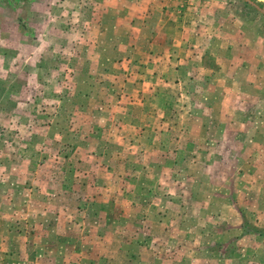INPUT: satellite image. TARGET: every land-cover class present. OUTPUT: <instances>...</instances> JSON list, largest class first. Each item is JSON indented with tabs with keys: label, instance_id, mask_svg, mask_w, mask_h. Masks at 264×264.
Returning a JSON list of instances; mask_svg holds the SVG:
<instances>
[{
	"label": "rangeland",
	"instance_id": "374dc122",
	"mask_svg": "<svg viewBox=\"0 0 264 264\" xmlns=\"http://www.w3.org/2000/svg\"><path fill=\"white\" fill-rule=\"evenodd\" d=\"M111 1L0 0V264H264V0Z\"/></svg>",
	"mask_w": 264,
	"mask_h": 264
},
{
	"label": "crops",
	"instance_id": "0c3cea01",
	"mask_svg": "<svg viewBox=\"0 0 264 264\" xmlns=\"http://www.w3.org/2000/svg\"><path fill=\"white\" fill-rule=\"evenodd\" d=\"M160 1L161 0H121V1H119L118 0V2H121V5H125V8H126V10L129 12V13H143V12H146V13H149V16H147L146 14H145V16H144V19L146 20V22L147 23H149L150 24V26L151 27H153V26H155L154 25V22H157L156 20H157V16H155L156 14H152V13H156L157 11L158 12H160L161 10H160V7H161V3H160ZM115 3L116 2H114V1H111V0H108V2H106L105 3V5L106 6H108V8L106 9L107 11H109V10H113L114 9V7H115ZM120 10V8L119 7H117L116 6V9H114V11H119ZM162 10L163 11H166V12H174V11H180L181 13H186V11H182V10H180L179 9V6L177 5V4H175L174 2H171V0L170 1H167L166 3H165V5H164V7L162 8ZM175 13V12H174ZM173 14V13H172ZM136 16H137V20H138V15H130V17H128V20L130 21L129 23H131L132 21H135L136 20ZM151 18V19H150ZM171 18H173V17H169L168 18V20L170 21V20H172ZM148 19L150 20L149 22H148ZM174 19V18H173ZM152 21V22H151ZM146 24V23H145ZM158 25H159V23H158ZM157 26V25H156ZM225 39V43H227L228 42V38H224ZM17 42V41H16ZM175 42L177 43V46L179 47V49H175V50H172V54H176L175 52L176 51H179L180 53H182V52H185V47H183V46H181V45H179V44H187V41H185L184 40V38H182V37H180V39H176L175 40ZM20 43V41L19 42H17V44H19ZM21 43H23V41H21ZM165 43H167V45L169 44V42H165ZM170 43H174V42H170ZM242 43V41L240 42V44ZM259 44V43H258ZM262 46V45H261ZM242 49H244V51L247 49V47L245 46V45H241V50ZM240 51V50H239ZM224 52H226V51H224ZM208 53V52H207ZM206 53V50H204V53L203 54H207ZM222 53V52H221ZM214 57H215V60H220V58H219V56L218 55H220V50H219V53L217 54V53H215V51H214ZM263 59H264V53H263ZM222 58H224V60H226L227 61V59H226V53L224 54V55H222ZM260 58V57H259ZM182 59H184V57H182ZM183 61H185V60H183ZM259 61H261V60H259ZM260 64H262L263 62H259ZM254 64V62H251V63H247V62H244V65H248V68L247 67H245V69H251V70H254V67L253 66H251V65H253ZM225 66L223 65V67L221 66V67H219V69L218 70H215V69H212V68H210V67H207L208 68V70L210 71V72H213V71H215V73H216V75H219V77H220V79H222V78H226L225 76L227 75V73L226 72H223L224 70L222 69V68H224ZM218 73V74H217ZM219 79V78H218ZM263 84H264V80H262L261 81ZM213 89V88H212ZM212 89H209V90H207L206 92L209 94V96H211L212 94H214V92L215 91H213ZM206 93V94H207ZM212 93V94H211ZM205 96V95H204ZM207 100H210V99H207ZM209 104V103H208ZM209 106V105H208ZM230 123V122H229ZM231 124V123H230ZM211 134L209 133V134H207V139H208V142L211 140ZM231 142H233V143H229V146L227 145L226 147H225V150H226V153H230L229 155H231V156H233V153H234V151H236L237 149H236V146H237V143L235 142V141H231ZM210 143V142H209ZM216 144H217V140H216ZM243 144V143H242ZM243 147V146H242ZM197 148V147H196ZM198 149H199V147H198ZM209 150H211V148H208ZM195 152V151H194ZM211 153L213 152V151H210ZM177 154L179 153V151H177L176 152ZM246 155L248 156V154H247V152L245 151V153H243L242 151H241V159L243 158V157H246ZM230 156V157H231ZM241 173V172H240ZM236 175V174H235ZM241 176V175H240ZM233 185V184H232ZM2 202H3V200L1 201V203H0V209H1V213H2V217H4V218H7L8 217V213H7V205H2ZM4 212V213H3ZM7 225H8V223H7V221H2V223H1V227H0V256H2V255H6V253H3V252H7V249L3 246V243H4V240H5V238H6V235H7V233H8V228H7ZM48 233H45V234H43V235H40V238H41V236H43V239L44 238H46L47 236H49V234L47 235ZM50 234H52V233H50ZM44 242V241H43ZM22 244H23V242H22ZM39 248L40 249H42V245L41 246H39ZM45 250V249H44ZM21 251H24V249L22 248L21 249Z\"/></svg>",
	"mask_w": 264,
	"mask_h": 264
},
{
	"label": "trees",
	"instance_id": "16d2710c",
	"mask_svg": "<svg viewBox=\"0 0 264 264\" xmlns=\"http://www.w3.org/2000/svg\"><path fill=\"white\" fill-rule=\"evenodd\" d=\"M8 1H11V2H13L14 3V5H16V7H22V6H28V5H30V3H31V1L32 0H8ZM24 9V8H23ZM18 23H19V26L20 27H24V25H22V23H23V21H24V18L22 17V16H19L18 17ZM5 80V79H4ZM3 80H2V78L0 77V83L1 84H4L3 82H2ZM6 82V81H5ZM7 83V82H6ZM6 85V84H5ZM5 88H7V86L5 87ZM3 90H5V89H3Z\"/></svg>",
	"mask_w": 264,
	"mask_h": 264
}]
</instances>
